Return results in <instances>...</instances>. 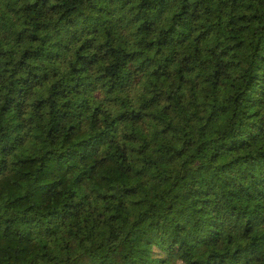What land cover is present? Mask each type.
<instances>
[{
	"label": "trees",
	"instance_id": "1",
	"mask_svg": "<svg viewBox=\"0 0 264 264\" xmlns=\"http://www.w3.org/2000/svg\"><path fill=\"white\" fill-rule=\"evenodd\" d=\"M0 264H264V0H0Z\"/></svg>",
	"mask_w": 264,
	"mask_h": 264
}]
</instances>
